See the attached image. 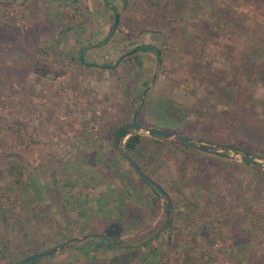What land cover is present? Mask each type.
Instances as JSON below:
<instances>
[{"label":"rangeland","instance_id":"374dc122","mask_svg":"<svg viewBox=\"0 0 264 264\" xmlns=\"http://www.w3.org/2000/svg\"><path fill=\"white\" fill-rule=\"evenodd\" d=\"M49 247L22 264H264V0H0V264Z\"/></svg>","mask_w":264,"mask_h":264},{"label":"trees","instance_id":"16d2710c","mask_svg":"<svg viewBox=\"0 0 264 264\" xmlns=\"http://www.w3.org/2000/svg\"><path fill=\"white\" fill-rule=\"evenodd\" d=\"M112 29H113V27L111 26L110 27V32L112 31ZM138 48L144 49V50H153L156 54H159V49L157 47H155L154 45L150 44V43H142L140 45H136L135 49H138ZM78 58L83 64H89V62L84 59L81 50H79ZM159 58L160 57H158V59ZM31 68H32L33 72L40 73V74H44L45 72L49 71V67L46 64H44L42 62H39V61H35L31 65ZM126 133H128V134L126 135V137L124 138V140L122 142V146H123V149H124L125 152H127V151L131 150L132 148H134L135 145L139 142L140 136H141L138 132H133V133L129 132L128 127H127L126 124H120L113 130L115 141L118 142V140ZM225 147H232L234 149L238 148L237 145H235L234 143H229V144L225 145ZM243 159L246 160V161L249 160L248 158H246V155H243ZM13 164L16 167L18 165V162L17 161H13L12 165ZM168 211H169V208L167 207V211H166L167 217H168ZM119 229H120V227H119V225H118V223L116 221L108 222L104 226V233L100 237L99 244H101V246H103V247L110 248L112 246V244H113L114 239L116 240V238H117L115 236H117L116 233L119 231Z\"/></svg>","mask_w":264,"mask_h":264},{"label":"water","instance_id":"95a60500","mask_svg":"<svg viewBox=\"0 0 264 264\" xmlns=\"http://www.w3.org/2000/svg\"><path fill=\"white\" fill-rule=\"evenodd\" d=\"M116 17H117V14L115 13V15H114V22L116 20ZM129 52L130 51H126L123 54L129 53ZM135 116H136V112L134 111L132 113V116H131V125H132L133 130L134 131H137L139 128L143 127V125L139 121L136 120ZM146 130L150 134H153V135H161V136H169V135H172L174 133H177V134L181 135L183 139H185L186 141H188L189 144H191L193 146H196L200 150L207 151V152H211V153H214V154H217L218 153L217 150L212 149V148L208 147L207 145H205L203 143H195L193 141H190V137L189 136L183 135L180 132H176L173 129L163 128V127H156V126H148L146 128ZM119 147H120V152L123 155V157L133 166V168L138 173V175L141 178H143L145 181H148L150 183H153L152 179L148 175H146L145 173H143L140 170V168L138 167V165L134 162V160L131 159V157L128 155V153H126L124 151L123 146H122V142L119 143ZM55 250H56V247H49V248H46V249H42L40 251H36V252L30 253L29 255H27L25 257H22L18 261L17 264H22L23 262L36 259V258H38L40 256L51 254Z\"/></svg>","mask_w":264,"mask_h":264},{"label":"crops","instance_id":"0c3cea01","mask_svg":"<svg viewBox=\"0 0 264 264\" xmlns=\"http://www.w3.org/2000/svg\"><path fill=\"white\" fill-rule=\"evenodd\" d=\"M155 117L156 118H158V116L157 115H155ZM162 119H160V117L158 118V119H155L156 121V123H158V122H163L162 120H163V117H161ZM164 121H165V119H164ZM155 126L157 127V124H155ZM127 134V133H126ZM126 134H124V135H126ZM124 135L119 139V141H121V139H123L124 138ZM120 143V142H119ZM119 150H120V147H119ZM121 153V152H120ZM122 155V154H121ZM135 162V161H134ZM148 182V181H147Z\"/></svg>","mask_w":264,"mask_h":264}]
</instances>
